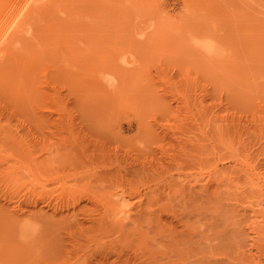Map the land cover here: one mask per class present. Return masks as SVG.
Listing matches in <instances>:
<instances>
[{"label":"rangeland","instance_id":"374dc122","mask_svg":"<svg viewBox=\"0 0 264 264\" xmlns=\"http://www.w3.org/2000/svg\"><path fill=\"white\" fill-rule=\"evenodd\" d=\"M28 3L0 0V264H264V0Z\"/></svg>","mask_w":264,"mask_h":264},{"label":"bare ground","instance_id":"6f19581e","mask_svg":"<svg viewBox=\"0 0 264 264\" xmlns=\"http://www.w3.org/2000/svg\"><path fill=\"white\" fill-rule=\"evenodd\" d=\"M29 2H30V4H29V3H28V4L31 6L33 12L36 11V10H38V7L44 5V4H43V0H29ZM24 3H25V2H24ZM41 4H42V5H41ZM22 6H23V5H22ZM21 8H22V7H21ZM26 8H27V6H26ZM28 8H30V7H28ZM28 8H27V9H28ZM19 10H20V9H19ZM25 11L27 12V10H25ZM29 12H31V11H29ZM19 13H20V12H19ZM38 13H39V12H38ZM38 13H36V14H38ZM16 14H17V13H16ZM24 14H25V13H24ZM31 14H32V13H31ZM31 14H30V15H31ZM25 15H26V14H25ZM27 15H28V14H27ZM23 19H24V18H23ZM25 19H26V18H25ZM19 21H20V20H19ZM19 21H18V23L15 24L14 27H13V26L11 27V28H13V32H14V33L17 32L18 30L21 31V29H19V28L21 27V25H19V23H20ZM7 22H8V21H7ZM23 22H25V21H23ZM25 23H26V22H25ZM27 23H28V22H27ZM27 23H26V24H27ZM23 24H24V23H23ZM9 25H10V24H9ZM9 25H8V26H9ZM13 25H14V24H13ZM19 26H20V27H19ZM2 29H3V28H2ZM9 31H10V30H9ZM6 33H7V32H6ZM10 33H11V32H10ZM10 33L8 32V34H6V35L4 34L5 36L3 37V40H1V41H4V42H5V43L3 42V44H7V43H8V44H11V43H9V42L12 40V38H13L12 36H13L14 34L11 33L12 35H9ZM18 34H19V33H18ZM2 35H3V34H2ZM14 36H15V35H14ZM15 40H16V39H15ZM15 40H14V41H15ZM12 41H13V40H12ZM14 41H13V42H14ZM13 42H12V43H13ZM16 43H17V42H16ZM11 45H12V44H11ZM15 46H16V44H15ZM15 46H14V47H15ZM1 47H2V46H1ZM3 48L5 49L4 46H3ZM6 48H7V46H6ZM4 49H3V50H4ZM2 53H3V52H2ZM22 224H23V223H22ZM30 227H31V226H30V223H25V224H23L22 226H20V233L24 232L25 230H26V231L29 230Z\"/></svg>","mask_w":264,"mask_h":264}]
</instances>
